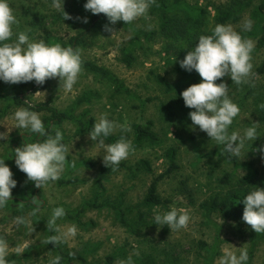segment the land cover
Returning a JSON list of instances; mask_svg holds the SVG:
<instances>
[{
    "label": "rangeland",
    "instance_id": "374dc122",
    "mask_svg": "<svg viewBox=\"0 0 264 264\" xmlns=\"http://www.w3.org/2000/svg\"><path fill=\"white\" fill-rule=\"evenodd\" d=\"M174 1L182 0H166L169 4ZM184 1L207 10L203 27L205 31L212 32L215 25L219 24L214 18L217 8L228 7L234 0ZM258 2L254 0L253 4ZM9 3L19 21L18 25L13 26V40L16 38L15 33L27 31L30 39L36 41L57 37L67 42L71 36L87 27L93 15L84 9L86 0H64V11L72 17L66 20L62 13L51 6V0H9ZM73 11H78L77 15L72 16L70 13ZM85 17L87 23L83 22ZM248 20L249 11L242 14L238 21L225 24L241 33L251 29H245ZM106 25H109L107 19L99 20L77 48L81 50L83 59L107 68L117 77L130 90L129 95L114 93L101 76L90 73L82 66V72L71 91L60 87L58 78L49 79L45 88L30 94V100L32 103L46 102L62 110L83 92H97L99 98L80 109L86 110L94 118V123L105 113L109 119L127 125L130 129L132 122L152 120L153 130L162 143L133 149L118 166L109 167L111 171L102 179L104 191L96 197L100 191L96 180L100 168L105 167L102 159L104 152L98 143L89 138L88 133L77 136L74 126L64 123L55 130L63 133V142L69 147L67 156L70 166L65 165L59 180L37 188L18 169L15 154L9 148V145L17 148L36 141L28 137L30 132L15 126L14 112L23 106L8 109L0 117V132H4L6 137L0 140V159H5L17 186L12 190V200L0 209V235L9 244L7 259L14 257L10 264H48L49 258L59 255L51 243H46L50 235L57 234L47 228V221L57 206H62L66 211V215L57 220L60 231L64 232L72 225L77 228L75 237L58 245L66 252L86 249L88 264H120L121 260H127L129 256L132 257V264H143L140 260L146 257L153 264H220L224 249L238 255L241 248L247 249V264H264V239L256 241L247 224L240 220V215L231 214L225 218L219 211L207 213L202 207L213 198L222 199L238 188L245 169L236 168L224 152L221 156L209 155L219 145L200 131L198 126L196 130L191 129L189 113L194 109L186 107L183 98L178 101L175 91L167 92L156 81L162 78L170 85H179L182 92L188 87L182 73L185 70L180 67L179 61L187 51L192 50L198 41L197 37L190 41L175 40L171 34L159 33L151 40L141 39L140 45L132 48L133 57L127 63L124 54L132 45L133 30L158 31V15L150 7L148 18H139L130 24L119 21L110 25L113 32L106 31ZM244 39L252 40L256 47L254 38ZM263 61L264 49H253V68L247 83L236 85L230 77L222 78L229 87L230 97L240 108L229 131L236 130L243 134L245 128L253 122L257 123L258 139L246 142L241 155L236 157L240 165L252 161L258 172L255 182L247 184L248 190L264 188V154L261 151L264 143V119L261 118L264 109L261 107L264 105V71L258 70ZM201 79L198 74V82ZM161 103L170 107L173 112L171 117L160 111ZM2 106L0 102V109ZM40 116L43 119V114ZM118 132L121 130L117 129L113 134ZM127 133L131 136L132 129ZM170 146L176 149L178 167L157 184L159 196L170 202L154 207L142 221H138L133 212H127L124 221H119L109 207L102 206L103 201L116 203L118 198H122L124 207L140 201L154 176L166 171L168 161L164 151ZM83 160H90L93 166L75 167ZM142 160L149 161L152 173L142 167ZM225 173L231 174V177L229 181L221 182L220 178ZM67 180L72 181L65 182ZM93 201L101 206H84ZM172 207L178 211H189L191 219L186 228L170 230L167 226L154 224L157 211H168ZM37 208L39 211L33 216L31 213ZM16 217H25L28 223L17 225ZM110 255L114 257L108 261L107 256ZM60 264L81 263L72 257L62 258Z\"/></svg>",
    "mask_w": 264,
    "mask_h": 264
},
{
    "label": "clouds",
    "instance_id": "9594fccd",
    "mask_svg": "<svg viewBox=\"0 0 264 264\" xmlns=\"http://www.w3.org/2000/svg\"><path fill=\"white\" fill-rule=\"evenodd\" d=\"M155 0H86L84 9L92 14H104L109 21L105 30L113 32L110 25L119 21L130 24L139 18H148L149 9ZM51 6L63 14V19H71L64 11V0H51ZM87 23V18H83ZM19 21L10 6L9 0H0V81L7 84H18L34 81L43 85L48 79H59L60 87L71 91L82 72V52L79 48L63 46L57 42L48 44L44 40L30 39L27 31H20L14 35L13 26ZM252 21L248 20L245 29L251 28ZM150 27V26H149ZM254 42L244 39L239 32L229 24H217L210 35H200L198 42L187 51L185 57L179 61L180 67L188 72L193 70L202 78L201 82L187 87L181 97L186 107L194 109L189 113L192 122L191 129L205 132L210 140L224 146V151L231 156L239 157L246 142L258 139L257 123L239 131H229L240 112L229 95V87L222 80L228 76L236 85L247 83L253 65L251 53ZM221 80L220 83H216ZM264 108V105H261ZM16 128L25 129L37 134L42 139L36 142L24 143L15 149V164L20 171L26 174L35 187L42 188L49 182L59 180L65 164L69 147L63 140L60 130H55L54 135L46 130L45 124L39 113L28 107H18L14 112ZM117 129L129 132L127 125L119 124L109 119L108 115L101 114L88 133L89 138L98 143L103 150L102 156L105 167H116L125 160L133 150L131 140L123 135L112 143H106V138ZM5 133L0 132V140L5 139ZM264 151V148L261 149ZM17 186L10 167L5 159H0V209L7 206L12 200V190ZM244 211L242 220L251 226L255 233H264V188L254 187L242 199ZM39 211L37 208L31 214L34 216ZM66 211L62 206L52 210L47 221L50 235L46 243L54 247L65 242L70 237H75L77 228L72 225L61 232L57 220L63 218ZM190 213L186 209L177 210L172 207L168 211H157L154 214V224L167 226L170 230L186 228L190 223ZM17 225L28 223L25 217H16ZM9 244L3 235H0V264H10L7 259ZM249 257L246 248H241L239 254L224 249L220 264H247ZM62 257L56 255L49 258L48 264H60ZM120 264H132V257L121 260Z\"/></svg>",
    "mask_w": 264,
    "mask_h": 264
},
{
    "label": "trees",
    "instance_id": "16d2710c",
    "mask_svg": "<svg viewBox=\"0 0 264 264\" xmlns=\"http://www.w3.org/2000/svg\"><path fill=\"white\" fill-rule=\"evenodd\" d=\"M254 0H234L233 3L224 8H217L215 13V21L219 24H225L228 22H236L240 19L241 15L249 11V18L252 21L251 29L248 31L241 32L243 38H254L256 40V47L254 50L264 49V0H259L257 4H253ZM152 12L158 15L159 19V30L158 31H145L142 29H134L133 35L131 37V44L129 48L125 50L124 59L125 62L130 63L132 60V48L139 46L141 39L151 40L157 34H171L175 40H195L200 35H210L211 32L205 31L203 25L206 23L207 10L201 6L193 5L187 1H174L171 4L167 3L166 0H155V3L151 6ZM78 11H73L70 14L73 16L77 15ZM107 19L104 14H93L91 16L90 22L87 27L79 31L76 35L71 36L67 42H63L57 37H46L44 41L48 44L61 43L63 46H72L77 48L81 45L90 31L99 20ZM198 42V41H197ZM82 66L84 69L90 73L97 74L102 77L106 82L110 84L113 89V92L116 94H130V90L111 72L104 67L98 66L91 61L83 59ZM259 71H264V61L262 66L258 68ZM185 75V82L188 84V87L192 84H197L198 82V73L194 70L192 72L182 71ZM49 80V79H48ZM43 84H37L34 81L18 84H0V102L3 104L0 111V117L4 116L8 109L12 106H23L28 107L31 105V110L39 114H43L42 121L45 124L46 130L51 134H54L55 129L64 123H69L74 126V134L81 136L87 134L91 131L94 118L89 115L86 110L80 111L83 105L90 103L93 99L99 98V94L93 91L83 92L77 99L73 101L71 105L65 109H57L49 105L46 102H37L32 103L30 100V94L45 88L47 81ZM156 81L163 85L164 89L167 92L175 91L177 100H181L182 97L180 93L182 90L179 85H170L162 78H157ZM160 111L163 112L167 117L173 115L170 107L164 103L160 104ZM261 118L264 119V109L261 113ZM132 135L130 136L127 132H118L112 134L106 138V143H112L118 140L121 135L126 139L131 140L133 149H141L146 146H156L162 143L161 138L153 130V121L145 120L144 122H132L131 123ZM31 140L37 141L38 135L30 133L28 136ZM40 139H42L40 137ZM9 148L13 154H15L16 147L9 145ZM264 148V143L261 146V149ZM222 152L225 153V157L234 162L235 167H242L245 169V174L240 178L238 188L229 192L224 198L218 199L213 198L212 201L204 203L202 207L207 213L212 211H219L223 217H229L231 214L240 215V220H242L244 205L242 199L250 191L247 189V184L255 182L257 178V170L254 168V163L248 161L247 163L240 165L236 162V157L229 155L224 151V146L219 145V147L209 153V155L216 154L221 156ZM264 154V151H262ZM165 158L168 161V167L165 172L154 176L152 181L149 184V187L146 191L144 197L136 202L135 204L123 206V199L118 198L116 203H111L108 201H103L102 206L109 207L113 212L115 217L123 222L125 219V214L133 212L134 217L138 221H142L146 218V215L151 212L154 207L166 205L170 201L168 199H162L157 193V184L158 182L169 176L174 170L177 169L176 163V149L172 146L167 147L164 151ZM142 167L146 172L152 173V169L149 161L142 160ZM67 167L70 166V159L67 156V162L65 164ZM85 166L91 167L93 163L90 160H83L78 162L75 167ZM111 171V168L101 167L99 170V175L96 180V184L99 188V192L96 193V197H99L104 191L102 179ZM231 174L225 173L223 177L220 178L221 182L229 181ZM72 181V180H71ZM67 180L65 182H71ZM96 200V199H95ZM84 206L97 207L101 206L97 204L96 201L92 203H85ZM249 230L253 238L257 240L264 239V233H255L251 226L248 225ZM52 246H54L51 243ZM59 255L62 258H76L81 264H88L85 258V254L88 251L82 249L81 251H64L59 245H56ZM113 255L107 256V260L111 261ZM14 257L9 258V262L12 261ZM141 263L143 264H153L149 258H142Z\"/></svg>",
    "mask_w": 264,
    "mask_h": 264
}]
</instances>
